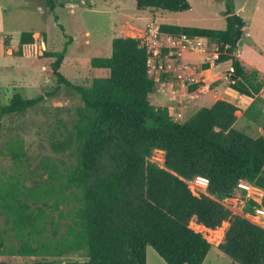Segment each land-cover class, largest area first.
Wrapping results in <instances>:
<instances>
[{
    "label": "trees",
    "instance_id": "obj_1",
    "mask_svg": "<svg viewBox=\"0 0 264 264\" xmlns=\"http://www.w3.org/2000/svg\"><path fill=\"white\" fill-rule=\"evenodd\" d=\"M45 4L54 9V0ZM135 6L170 12L190 8L188 0H135ZM225 7L221 29L161 23L157 30L174 38L184 34L213 40L217 61L231 63L229 90L252 98L264 79L233 54L245 22L235 13L233 0ZM70 41L68 36L60 51L41 54L53 57V90L31 98L15 93L0 103V120L26 112L62 87L82 103L69 136L53 144L56 152H73L68 168L50 165L43 184L27 186L17 174L0 182V213L18 238L10 253L38 256L32 264H146L150 246L166 264H202L211 244L191 224L222 231V222L228 221L218 248L238 264H264V226L233 214L218 199L231 197L236 183L245 180L263 189V195L260 203L248 199L243 210L264 207V136L251 137L232 127L236 106L228 95L184 123L172 120L167 108L152 106L155 81L148 62L153 54L136 37H113L110 55L90 60L105 75L90 85L72 83L60 71ZM33 43V32L22 31L16 54ZM154 148L164 152V167L147 159ZM6 151L21 162L22 140L10 138ZM195 176L207 181L206 193L186 181ZM68 203L65 215L60 207ZM46 206L57 214L49 215ZM66 218L70 223L59 235L60 220ZM48 223L51 236L45 233ZM69 253L83 260L61 263L60 256Z\"/></svg>",
    "mask_w": 264,
    "mask_h": 264
},
{
    "label": "rangeland",
    "instance_id": "obj_2",
    "mask_svg": "<svg viewBox=\"0 0 264 264\" xmlns=\"http://www.w3.org/2000/svg\"><path fill=\"white\" fill-rule=\"evenodd\" d=\"M188 2L189 9L170 12L139 10L135 0H54V9L50 11L45 0H4L7 9L3 15L8 19L5 20V27L12 41L16 42L15 46L22 31H35L36 34L33 36L34 43L27 47L29 51L24 56L9 57V62L13 64L11 70L0 72V82L4 84L0 88V103H7L15 93L31 98L53 90L55 81L50 69L53 57L41 54L43 51H60L68 36L71 41L60 71L72 83L82 85H90L95 77L105 75L103 70L90 66L92 57L109 56L113 37L132 36L139 38L153 54L148 62V73L155 81L149 94L152 106L167 108L172 120L184 123L190 122L201 108L210 107L217 99L228 95V100L236 106V119L232 127L251 137L264 136V86L252 98L232 93L228 88L230 60L217 61L213 40L199 39L201 43L195 48L182 44L170 45L166 35L157 31L161 23L217 29L224 27V10L228 0ZM233 4L235 13L245 22L238 42L240 50L244 52L246 49L248 59L257 60L264 68V0H233ZM168 58L174 59V71L165 70ZM160 64L163 66L161 69ZM244 65L248 66V63ZM259 77L264 79V74L259 73ZM80 107L82 103L79 97L62 87L55 95L45 97L26 112L4 116L0 120V182L17 174L27 186L43 184L50 165H55L59 171L68 168L74 162L73 152L70 149L56 152L53 144L69 136ZM10 138L23 142L21 162H14L7 154L6 144ZM147 159L164 167V152L161 149L154 148ZM186 181L196 189L207 192L204 178L195 176ZM262 195L261 188L244 191L235 186L231 197L218 199L233 214L246 217L247 212L243 210L245 202L252 199L260 203ZM39 204L42 205V202ZM60 208L66 215L71 204H62ZM45 210L49 215L57 214V211L51 212L49 206ZM251 212L254 213V209ZM68 223L69 218L60 220L59 235L66 232ZM256 224L264 226V215L257 218ZM228 225L229 222L224 221L220 226L222 231L219 227L210 231L191 224L190 227L200 232L211 244L202 264H238L218 248ZM45 233L51 236L50 223ZM14 234L11 225L0 213V262L32 264L38 256L10 253L11 246L18 244ZM69 260H83V257L78 253L60 256L61 263ZM146 264L166 263L152 247L146 246Z\"/></svg>",
    "mask_w": 264,
    "mask_h": 264
},
{
    "label": "crops",
    "instance_id": "obj_3",
    "mask_svg": "<svg viewBox=\"0 0 264 264\" xmlns=\"http://www.w3.org/2000/svg\"><path fill=\"white\" fill-rule=\"evenodd\" d=\"M4 0H0V72H7L8 70L10 71L11 68L13 67V64L9 62L10 58L9 57H14V56H24L26 51L28 50V46L25 45L22 48V55L16 54V50L18 48V44L16 45V42L12 41V39L9 36V32L7 27H5V20H8L7 18H4L3 12L7 9V6L3 3ZM245 27V26H244ZM244 30V29H243ZM33 32V36H35L36 32ZM20 36V33H19ZM19 41V38L18 40ZM239 42V41H238ZM240 44H237V53L236 56L239 57L241 62L248 63V66L251 68H254L258 70L259 73L264 74V68L261 67L260 64L257 63V60H249L248 59V53L246 49L241 51L240 50ZM243 52V53H242ZM2 85H4L2 82H0V88H2Z\"/></svg>",
    "mask_w": 264,
    "mask_h": 264
},
{
    "label": "built area",
    "instance_id": "obj_4",
    "mask_svg": "<svg viewBox=\"0 0 264 264\" xmlns=\"http://www.w3.org/2000/svg\"><path fill=\"white\" fill-rule=\"evenodd\" d=\"M165 35H166V40L170 42V45L182 44L183 46H188V47H193V48L196 47L195 45H197V46L200 45L201 39L206 38V37H202V36H187L184 34L180 35L179 38H174V37L167 35V34H165ZM169 54L172 55V52H169ZM173 63H174V59L168 58L167 62L165 64V70L169 71V70L174 69ZM159 68L161 69V68H163V66L160 64ZM172 71H174V70H172ZM178 76L181 77V74H178ZM178 115H180V114H178ZM236 186L238 188H240L241 190H244V191H251V190L259 189V187L255 186L254 184L249 183L245 180H239L236 183ZM261 215H264V207L263 206H259V207L254 208V213H252L251 211H250V213L249 212L246 213V217L255 223H256L257 218Z\"/></svg>",
    "mask_w": 264,
    "mask_h": 264
},
{
    "label": "water",
    "instance_id": "obj_5",
    "mask_svg": "<svg viewBox=\"0 0 264 264\" xmlns=\"http://www.w3.org/2000/svg\"><path fill=\"white\" fill-rule=\"evenodd\" d=\"M236 53H237V51H236V50H235V51H233V54H234V55H236ZM0 264H7V263H1V262H0Z\"/></svg>",
    "mask_w": 264,
    "mask_h": 264
}]
</instances>
